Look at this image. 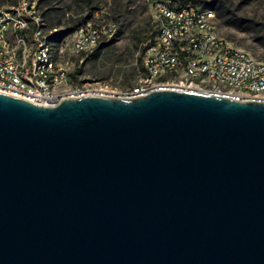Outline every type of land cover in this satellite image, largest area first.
<instances>
[{
	"label": "water",
	"instance_id": "water-1",
	"mask_svg": "<svg viewBox=\"0 0 264 264\" xmlns=\"http://www.w3.org/2000/svg\"><path fill=\"white\" fill-rule=\"evenodd\" d=\"M0 264H264V100L0 91Z\"/></svg>",
	"mask_w": 264,
	"mask_h": 264
},
{
	"label": "built area",
	"instance_id": "built-area-1",
	"mask_svg": "<svg viewBox=\"0 0 264 264\" xmlns=\"http://www.w3.org/2000/svg\"><path fill=\"white\" fill-rule=\"evenodd\" d=\"M152 11L155 33L143 47L145 75L126 96L168 88L264 100V61L219 34L215 11L181 0L154 1ZM113 32L98 19H84L55 41L33 1L17 0L0 9V91L44 104L71 96L73 59L83 64ZM94 92L116 95L103 88L80 95Z\"/></svg>",
	"mask_w": 264,
	"mask_h": 264
},
{
	"label": "rangeland",
	"instance_id": "rangeland-1",
	"mask_svg": "<svg viewBox=\"0 0 264 264\" xmlns=\"http://www.w3.org/2000/svg\"><path fill=\"white\" fill-rule=\"evenodd\" d=\"M6 1L0 9L11 8L8 4L11 0ZM32 1L45 21L46 32L55 41H61L72 32L62 37L55 35L84 19H98L105 25L113 26L114 32L85 55L83 64L73 59L74 66L70 70L67 87L69 95L77 96L86 93L87 89L100 88L107 94L126 96L131 93L145 75L143 47L155 33L152 3L157 0ZM228 1L232 15L222 18L213 10L219 34L234 41L240 49L256 59L264 61V0ZM100 47L101 51L97 53Z\"/></svg>",
	"mask_w": 264,
	"mask_h": 264
},
{
	"label": "trees",
	"instance_id": "trees-1",
	"mask_svg": "<svg viewBox=\"0 0 264 264\" xmlns=\"http://www.w3.org/2000/svg\"><path fill=\"white\" fill-rule=\"evenodd\" d=\"M181 1L187 2V3L191 2V3H194L195 5H200V6H203L204 8H210L212 10H215L218 13V16L222 18L226 15L230 16L233 14L231 4H229L228 0H215L213 2H207L208 0H181ZM6 3H7L6 0H0V6ZM8 4L11 7H13L17 4V0H11V2H9ZM79 24L75 25L74 27L68 28L67 30L59 33L58 35H55V37H58V36L62 37L65 34H70L77 28ZM101 48L102 47L98 49L97 53L101 51Z\"/></svg>",
	"mask_w": 264,
	"mask_h": 264
}]
</instances>
